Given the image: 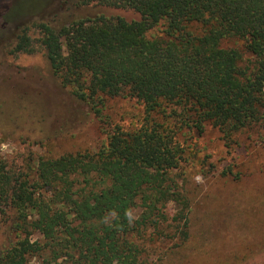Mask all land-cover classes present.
Masks as SVG:
<instances>
[{"label":"trees","instance_id":"obj_1","mask_svg":"<svg viewBox=\"0 0 264 264\" xmlns=\"http://www.w3.org/2000/svg\"><path fill=\"white\" fill-rule=\"evenodd\" d=\"M91 3L128 8L139 18L54 14L16 26L11 52L33 51L37 43L75 101L99 116L107 97L129 96L142 105V120L115 124L95 151L40 157L24 173L0 162V222L13 233L0 264H148L141 238L148 229L186 245L190 197L177 178L187 159L181 131L210 125L230 146L264 119V0L73 5ZM4 6L0 27L22 15L9 17ZM128 208L140 209L133 226L124 220ZM110 210L121 227L101 222Z\"/></svg>","mask_w":264,"mask_h":264},{"label":"rangeland","instance_id":"obj_2","mask_svg":"<svg viewBox=\"0 0 264 264\" xmlns=\"http://www.w3.org/2000/svg\"><path fill=\"white\" fill-rule=\"evenodd\" d=\"M74 1L0 0L9 17L22 14L0 27V145L8 147L0 150V162L22 173L40 157L95 151L115 124L138 126L142 120V105L129 96L107 97L99 116L75 101L37 43L33 51L11 52L16 26L54 14L139 18L128 8L76 7ZM29 34L39 37L33 27ZM181 133L187 159L177 178L190 197V238L178 246L175 239L150 236L148 229L141 237L148 264H264V119L238 133L230 146L210 125ZM167 211L172 214L171 203ZM11 234L0 222V249Z\"/></svg>","mask_w":264,"mask_h":264},{"label":"clouds","instance_id":"obj_3","mask_svg":"<svg viewBox=\"0 0 264 264\" xmlns=\"http://www.w3.org/2000/svg\"><path fill=\"white\" fill-rule=\"evenodd\" d=\"M0 150L7 152L8 151L7 145H0ZM196 179L197 181H200L201 177L197 176ZM137 219H138V216L134 214L133 209L128 208L125 210L124 220L127 222L129 226H133ZM113 221H115L116 223H113ZM101 222L110 228L121 227L120 216L115 210H110L109 212H107L105 216L102 218Z\"/></svg>","mask_w":264,"mask_h":264}]
</instances>
